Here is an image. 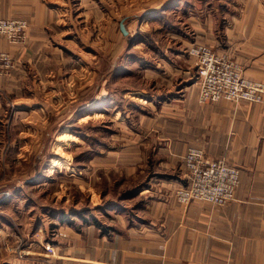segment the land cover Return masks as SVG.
<instances>
[{
	"label": "crops",
	"instance_id": "obj_1",
	"mask_svg": "<svg viewBox=\"0 0 264 264\" xmlns=\"http://www.w3.org/2000/svg\"><path fill=\"white\" fill-rule=\"evenodd\" d=\"M0 17L27 22L18 39L0 35L10 58L0 67V174L11 175L0 191L12 190L0 205L18 203L15 191L29 184L12 167L30 164L45 141L47 112L74 109L81 120L100 109L124 112L123 146L105 162L93 156L82 184L101 173H145L134 188L143 198L137 213L76 228L63 221L53 248L47 243L49 262L264 264V103L200 102L187 55L194 42L205 44L264 81V0H0ZM189 146L238 167L233 200L184 207L172 198L189 183ZM17 255L0 246L6 264H36Z\"/></svg>",
	"mask_w": 264,
	"mask_h": 264
},
{
	"label": "rangeland",
	"instance_id": "obj_2",
	"mask_svg": "<svg viewBox=\"0 0 264 264\" xmlns=\"http://www.w3.org/2000/svg\"><path fill=\"white\" fill-rule=\"evenodd\" d=\"M100 44L101 50H104L103 40ZM188 57L193 60V57ZM81 65L87 66L84 63ZM107 69L108 64L101 62V74ZM195 83L198 88L197 75ZM95 111L94 116L89 113L91 115L82 120L74 109L69 112L53 111L51 115L47 112L45 141L37 145L33 159L27 164L35 169L34 173L27 176L28 167L22 162L8 167L10 170L12 167L14 172L18 171L20 178L29 177L30 182L21 184L20 190L15 191V196L20 199L18 203L0 205V246L6 253L16 252L19 259L30 257L29 260L36 264H52L48 261L51 257L47 255V243L52 249V244L58 239V227L63 221L76 228L86 225V219L96 220V217H100L109 220L118 214L137 213L143 198L134 188L143 185L145 173L129 177L119 176L118 172L106 176L101 173L94 185L78 181L82 168L87 167L93 156L97 157V162H105L103 157L115 156L111 151H120L123 146V126L120 123L124 119V112L111 109ZM113 117L115 124L112 123ZM12 175L16 177L17 174ZM3 177L11 178V175L0 174V182ZM176 188L172 198L178 203ZM11 193L12 190L8 189L0 191V200L8 198ZM181 204L184 207L187 205ZM1 263L6 264V261L0 260Z\"/></svg>",
	"mask_w": 264,
	"mask_h": 264
},
{
	"label": "built area",
	"instance_id": "obj_3",
	"mask_svg": "<svg viewBox=\"0 0 264 264\" xmlns=\"http://www.w3.org/2000/svg\"><path fill=\"white\" fill-rule=\"evenodd\" d=\"M26 28L27 22L22 18L0 17V35L10 40L20 38ZM187 53L196 65L200 101L264 103V81L246 77L241 66L226 54L202 43H193ZM9 65V55L0 51V67ZM184 167L189 183L176 188L178 202L196 200L224 205L233 200L240 181L236 166L209 158L202 148L190 146L184 155Z\"/></svg>",
	"mask_w": 264,
	"mask_h": 264
},
{
	"label": "water",
	"instance_id": "obj_4",
	"mask_svg": "<svg viewBox=\"0 0 264 264\" xmlns=\"http://www.w3.org/2000/svg\"><path fill=\"white\" fill-rule=\"evenodd\" d=\"M119 28L123 34L127 33V30L125 28V18H122L119 22Z\"/></svg>",
	"mask_w": 264,
	"mask_h": 264
}]
</instances>
